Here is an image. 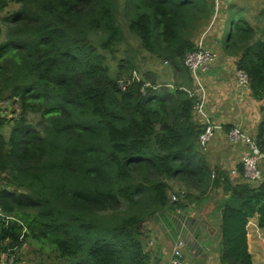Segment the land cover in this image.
<instances>
[{
	"label": "trees",
	"instance_id": "16d2710c",
	"mask_svg": "<svg viewBox=\"0 0 264 264\" xmlns=\"http://www.w3.org/2000/svg\"><path fill=\"white\" fill-rule=\"evenodd\" d=\"M11 4L20 8L0 17V97L10 93L21 110L12 123L0 116V247L31 240L56 264H153L144 223L213 203L221 264H252L246 226L257 215L264 229V180L245 179L240 164L234 178L213 171L183 59L216 11L228 31L209 36L211 46L236 58L263 103L264 8L253 25L237 0H0V12ZM141 51L181 83L129 82ZM261 117L248 133L263 149ZM171 181L188 188L175 202Z\"/></svg>",
	"mask_w": 264,
	"mask_h": 264
},
{
	"label": "crops",
	"instance_id": "0c3cea01",
	"mask_svg": "<svg viewBox=\"0 0 264 264\" xmlns=\"http://www.w3.org/2000/svg\"><path fill=\"white\" fill-rule=\"evenodd\" d=\"M254 1L256 3V0ZM239 2L247 5V7L252 6L253 3L252 0H240ZM260 3H262V0H260ZM217 6H220L218 1H216V8ZM251 11H254L253 6L249 9V12ZM249 14L252 15L251 13ZM223 19L224 18L218 14L214 22L211 23L212 25L206 35V44L209 36L215 34L216 39L221 38L222 32L225 28V22ZM215 42L217 41L215 40ZM222 65L224 64L218 62L217 65L215 64L212 66L208 72L203 75V81L209 98L210 106L208 105V109L211 119L213 122L222 125L231 124L233 127L241 126L242 128L245 126L248 129L247 132H251L256 128L262 118L260 109L264 107V104L262 102L254 101L249 97V92H246L245 95L248 98L247 102L249 103L248 108L236 112V102L231 103V100L233 99L231 96L234 94L235 97L234 91L236 89L234 74H229L231 71H228V68L225 69ZM236 100L237 103L242 100V96L239 92H237L235 97V101ZM247 109L256 112V115L250 116L248 120H245L242 119V115L247 114ZM248 115H250L249 112ZM242 122L244 123L242 124ZM209 144L210 145L208 146L211 147L209 149L212 154L210 153L208 160L213 167V171L216 173L215 169H221L222 171H227L230 176L234 178L235 176L231 175V170L236 169V166L238 165V158L242 147L231 146L224 134L218 135ZM214 147L216 150H214ZM262 170L264 172V165L262 166ZM214 209V204L210 203L207 207H202L200 210L196 209L194 215L189 218L194 224L190 235V242L192 243L191 245L193 248L188 247V245H186V248H183L186 250V252L182 251L185 264H221L220 259L222 248H220V212L215 211ZM165 216L166 218L163 216H157L154 219L157 223L155 229H152V227L149 226V229L153 231L157 241V244L155 243V248H148L152 253L153 264H165L170 260L172 255V246L176 236L175 232L177 230V225L169 212H167ZM186 216L189 217V215ZM193 224L191 223V225ZM246 228L248 252L251 255L252 264H264V229L257 227V215L248 220ZM194 244L196 246L195 248Z\"/></svg>",
	"mask_w": 264,
	"mask_h": 264
},
{
	"label": "rangeland",
	"instance_id": "374dc122",
	"mask_svg": "<svg viewBox=\"0 0 264 264\" xmlns=\"http://www.w3.org/2000/svg\"><path fill=\"white\" fill-rule=\"evenodd\" d=\"M237 1H240V0H237ZM252 2H253L252 6H253L254 11H251L250 13L252 15H248V16H250L251 24L256 25V22H254L253 18L258 15V13L261 11L262 8H264V2L261 4H260V0H256V3L254 0H252ZM252 6H250L248 8L250 9ZM19 8H20V6L11 4L5 10L0 12V17L4 18L6 16H9L11 13L18 10ZM0 26L2 29V37L4 38L6 35V31L8 29V26L2 20H0ZM219 30H220V28H219ZM227 31H228V28L226 25V28L224 30V36H225V34H227ZM208 41H209V43L206 44V47L212 49L215 52L216 57H217V62L215 64L217 65L218 62L223 63L224 65H222V66L225 69L228 68V71L229 70L231 71L229 74H234L235 84H236V87H235L236 89L234 91L235 97L237 95V92H239L240 95L242 96V100L239 103H237V100L235 101L234 94H233V96H231V97H233V99L231 100V103L236 102V107H235L236 112L238 110L241 111L244 108H248V105H249V103L247 102L248 98L245 95V93L248 91H246V92L242 91L237 85L236 71L238 69L236 68V65H235L236 58L235 57H225L223 52L221 51L222 49L218 48V46H216V47L214 45L211 46V44H210V41H212L211 37L209 38ZM128 43L130 45V48H135L136 45H138L137 42H134L132 37H128ZM117 50H118L116 53L117 54V60H119V58L122 57L121 53L124 51V46H121ZM136 61H137V64L135 67V71H133L132 77L129 80V82L133 81V80H139L141 78H146L147 80H146L145 85H147V86L151 82H154L155 85H157V86H172L173 84H175L177 82L181 83V81H182V75L176 74L173 71V69L169 63H166L162 60H158V59L154 58L153 56H151L150 54H147V53L141 51L140 54H138ZM116 64H117L116 62L113 63V66H115ZM226 65H228L229 67ZM125 81H126L125 79L121 78V82H122L121 84H123ZM190 90H194L193 81H192V87L190 88ZM248 95H250V91H249ZM231 103H229V104H231ZM263 104H264V102H263ZM208 105L210 106L209 99H208ZM20 110H21V104H20L19 100L17 98L13 97L10 93L6 92V93H4V95H2V97H0V116L2 118H4L6 121L8 120L10 122V120H14V119L18 118V116L20 115ZM240 111H239V114H240ZM248 112L250 113V115H248ZM261 112H264V107L262 108V110L260 109V113ZM262 114L264 115V113H262ZM254 115H256V112H253L251 109H249V110L247 109V114L246 115L243 114L242 119L248 120V118L250 116H254ZM10 123H12V121ZM10 123H8V124H10ZM243 123L244 122H242V124ZM243 128L246 132L248 131V129L245 126H243ZM254 130L255 129H253V131ZM9 131H10V129L7 126L2 131V134L4 135L5 139L8 138ZM247 134L249 135L250 133L247 132ZM219 140L221 141L220 138H219ZM208 145H210V144H208ZM207 148H208L207 155L209 158L210 153H211L209 148H211V147L208 146L204 150H206ZM214 150H216L215 147H214ZM260 164H262L261 161H260ZM5 185H6V183H4V180H1L0 181V187H4ZM170 186H171V191L169 192V198L171 201H172V196H176V198L177 197L179 198L180 195H182V193L184 194L188 191V188L185 187L180 182L171 181ZM171 214L173 215V213H171ZM188 218H191V216H189ZM189 222H190L189 226L191 228H189L190 231L188 232V247L193 248L191 245L192 243L190 242L191 241L190 235H191V230L193 229L194 224H193V221L190 219H189ZM191 223L193 225H191ZM156 225H157V223L154 219H152L149 222L148 221L145 222L143 225V231L145 232L147 238L143 240L142 244L144 245V248H147V250H148V248H155V243L157 244L156 237L153 234V231H151L149 229L150 228L149 226H151L152 229H155ZM7 245H8L7 243H4L3 247H0L1 248L0 249V262H1V264H56V263L52 262L53 255L51 254V251L50 250L41 251L40 245H38L34 241L29 240L28 242L24 243L19 249H14V251H12L11 248L6 247ZM195 247L196 246L194 244V248ZM4 248H7V249H4ZM183 248H186V247H183ZM183 251L186 252L185 249H183Z\"/></svg>",
	"mask_w": 264,
	"mask_h": 264
},
{
	"label": "built area",
	"instance_id": "2783aa9c",
	"mask_svg": "<svg viewBox=\"0 0 264 264\" xmlns=\"http://www.w3.org/2000/svg\"><path fill=\"white\" fill-rule=\"evenodd\" d=\"M217 18L215 11L213 18L208 28L201 34L196 43V49L185 55L183 59L184 66L190 72L194 90L188 91L190 96H196L197 100L193 105V114L195 118L204 126L203 132L199 135V143L205 148L218 135H226L228 143L233 147H242L238 158V165L243 169V177L249 181H263L264 172V147L260 148L257 143L251 138L241 126H234L228 133H224L223 125L215 123L211 119L208 109V93L203 81V75L215 65L217 57L215 52L206 47V35L211 23ZM236 79L238 87L246 92H249L248 76L242 70L236 71ZM260 161L262 164H260ZM231 175H237V169L231 170ZM214 178V173L211 174ZM178 198V197H177ZM176 196H172V202L177 201ZM172 218L175 220L177 230L172 246V255L170 260L165 264H185L183 257V247L188 245L189 218L188 216L176 210ZM191 237V236H190Z\"/></svg>",
	"mask_w": 264,
	"mask_h": 264
}]
</instances>
